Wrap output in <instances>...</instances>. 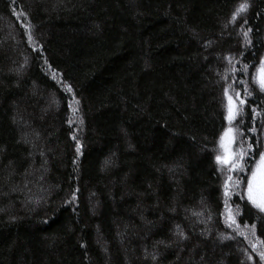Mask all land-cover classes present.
<instances>
[{
	"label": "trees",
	"instance_id": "1",
	"mask_svg": "<svg viewBox=\"0 0 264 264\" xmlns=\"http://www.w3.org/2000/svg\"><path fill=\"white\" fill-rule=\"evenodd\" d=\"M262 61L264 0H0V264H264Z\"/></svg>",
	"mask_w": 264,
	"mask_h": 264
},
{
	"label": "rangeland",
	"instance_id": "2",
	"mask_svg": "<svg viewBox=\"0 0 264 264\" xmlns=\"http://www.w3.org/2000/svg\"><path fill=\"white\" fill-rule=\"evenodd\" d=\"M262 77H264V69L260 68L257 72V80L259 83H260V80ZM233 110H234V102H233V100H230L227 116L230 115V112L233 113ZM233 140H234L233 130L228 127L224 130V132L220 136V139H219V150H220V152L217 155V157L220 156L222 160H227L228 163H230V161L232 160V157H233V151H232ZM217 157H216V161H217ZM217 163L220 165L228 164V163H220L218 161H217ZM255 167H256V165H255ZM255 167H254V169H255ZM251 178H252V173H251L249 179H251ZM248 195H249V193H248V185H247V196ZM252 196L258 202L264 201V169L257 172L256 178L253 181Z\"/></svg>",
	"mask_w": 264,
	"mask_h": 264
},
{
	"label": "snow or ice",
	"instance_id": "3",
	"mask_svg": "<svg viewBox=\"0 0 264 264\" xmlns=\"http://www.w3.org/2000/svg\"><path fill=\"white\" fill-rule=\"evenodd\" d=\"M247 7H248V4L247 3L241 4L240 7L237 9V12L233 14L232 20L235 21L236 18H237V15L239 13H242V12L246 11ZM247 35H248V32H245L244 33V36L247 37ZM262 63H264V61H262ZM260 88H261L262 91H264V77H262L261 80H260ZM227 93H228V90L226 89L225 90V94L227 95ZM245 94L246 95H251V92L246 89L245 90ZM237 96H239V93H237ZM229 99L231 100V97H229ZM244 103H245V100H240V104L241 105H243ZM239 111L240 110L237 109V112L236 113H231L230 112V115L227 118L230 121L233 120V119H235L236 115L239 114ZM253 131H254V129H253ZM248 147H249V150H250L252 148V145H249ZM243 155H247V152H244ZM217 161L220 162V163H228L227 160H222L220 156L217 157ZM232 167L233 168H236V169L242 170V166L241 165H237L235 163L232 165ZM262 169H264V153H261L260 158H259V161H257L256 167H255V169L252 172V178L249 179V181H248V193H249L248 199L253 203L254 206L260 208L261 211H264V201L258 202L252 196L253 181L256 178L257 172L260 171V170H262ZM229 179H231V178L229 177ZM226 188H227V182H226ZM228 194L229 193L226 190L225 195L227 196ZM234 222L235 221L233 220V223ZM254 229H255V226H253L252 230L254 231ZM252 247H253V250H255V247L256 246L253 245ZM249 258H251V257H249ZM261 259H264V253L261 254Z\"/></svg>",
	"mask_w": 264,
	"mask_h": 264
}]
</instances>
